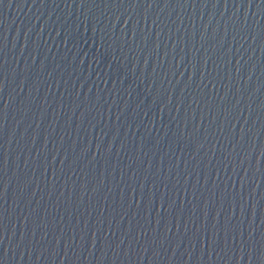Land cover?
Masks as SVG:
<instances>
[{"label":"water","instance_id":"water-1","mask_svg":"<svg viewBox=\"0 0 264 264\" xmlns=\"http://www.w3.org/2000/svg\"><path fill=\"white\" fill-rule=\"evenodd\" d=\"M0 264H264V0H0Z\"/></svg>","mask_w":264,"mask_h":264}]
</instances>
